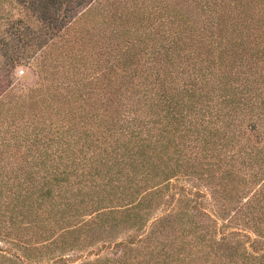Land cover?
Here are the masks:
<instances>
[{
	"label": "trees",
	"instance_id": "trees-1",
	"mask_svg": "<svg viewBox=\"0 0 264 264\" xmlns=\"http://www.w3.org/2000/svg\"><path fill=\"white\" fill-rule=\"evenodd\" d=\"M93 234L80 264H264V0H0V264Z\"/></svg>",
	"mask_w": 264,
	"mask_h": 264
},
{
	"label": "rangeland",
	"instance_id": "rangeland-1",
	"mask_svg": "<svg viewBox=\"0 0 264 264\" xmlns=\"http://www.w3.org/2000/svg\"><path fill=\"white\" fill-rule=\"evenodd\" d=\"M14 73H15L16 78L23 84H27V85L33 84V82L36 79L35 74L28 67L23 66V65L16 66ZM75 150H76V144L74 143V159L72 161V166H75V168L78 169L79 165L82 164V162H86L87 164H89V163L94 161V157H92L93 154L90 153L91 150L83 151L81 153H78L77 151L75 152ZM67 154L69 155V158H71L70 153H67ZM65 165H67V163H60L57 166L59 168H63ZM87 169L90 170L91 172L97 171V169H93L90 166H87ZM188 183H189V181L187 178H185L181 174H177L175 177H172L167 184L162 186L161 191L165 195V198L167 197L168 199H170V197H168L169 196L168 194H170L172 191L174 192L175 190H177L178 189L177 185L187 186ZM202 190H203V188H202ZM159 207H160V205L157 207V209L154 208L151 212H149L147 218H151L152 215L158 214L160 212L159 211L160 209H158ZM81 213L82 214L88 213V211H82ZM86 215L83 218L91 219L93 217V215H91L92 217H88ZM78 220H80V217ZM70 225H71L72 229H69V230L72 231L71 234H74V223L72 222ZM144 225H145V223H144ZM126 227H127V224L121 225L119 227L118 231L112 232L110 235H107V238H110L111 236H114L112 238V240H122L123 238H126V235L130 232L129 229ZM47 232H48V234H53V235L55 234L58 237V235L64 231L58 232V228L56 226H54L52 229L48 230ZM96 232H97V230H96ZM101 234L103 236V234H106V233L102 232ZM103 238L104 237H97L96 235L93 234L90 238H87L88 240H91V241L89 243H86V245H84V246L82 245L81 251L76 249V245H74V241L71 243L70 246L67 245L60 252H58L57 250L48 251V249L45 251L41 250L43 257L41 259V262H39V263L40 264H48V263H46V259L44 258V255L46 257L48 254H51L53 252H55L54 254H56V255L60 254V255L65 256L66 260L68 261L67 264H80V261H78L77 258L79 256L84 255V254H85L84 258L89 259V260H91L95 257V254H93V253H98L97 256H99V257L105 256L108 254L107 250L104 249L103 247L101 250L99 248L100 244L103 242L102 241ZM79 240L80 239H77V242ZM109 242L110 241H108L107 244ZM75 244H78V243H75ZM39 247H41V244L39 245Z\"/></svg>",
	"mask_w": 264,
	"mask_h": 264
}]
</instances>
